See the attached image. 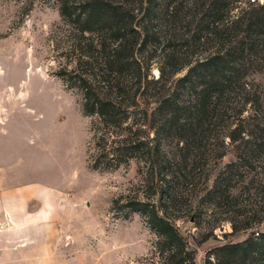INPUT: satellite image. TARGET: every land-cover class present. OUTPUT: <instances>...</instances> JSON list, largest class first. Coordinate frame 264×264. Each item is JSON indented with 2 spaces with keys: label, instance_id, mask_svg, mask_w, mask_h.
I'll return each mask as SVG.
<instances>
[{
  "label": "trees",
  "instance_id": "16d2710c",
  "mask_svg": "<svg viewBox=\"0 0 264 264\" xmlns=\"http://www.w3.org/2000/svg\"><path fill=\"white\" fill-rule=\"evenodd\" d=\"M58 4L71 42L69 63L55 75L78 92L81 112L90 117L89 166L111 170L136 158L149 172L148 197L126 204L156 233L139 264H264L262 229L208 249L198 262L170 211L202 192L227 207L232 232L264 219V88L251 77L264 70V0ZM229 147L235 159L207 185L210 162ZM248 173L245 213L234 190Z\"/></svg>",
  "mask_w": 264,
  "mask_h": 264
},
{
  "label": "rangeland",
  "instance_id": "374dc122",
  "mask_svg": "<svg viewBox=\"0 0 264 264\" xmlns=\"http://www.w3.org/2000/svg\"><path fill=\"white\" fill-rule=\"evenodd\" d=\"M69 33L58 0H0V79L13 82L8 87L14 110L11 126L21 134L14 146L29 154L36 151L40 176L54 177L59 189L75 196L73 204L30 230L20 251L24 260L0 264H139L150 255L156 233L141 213L126 204L128 199L148 197L149 172L141 171L146 167L136 158L111 170L89 166L90 117L81 112L78 92L67 89L55 75L61 64L69 63V55H64L71 42ZM157 72L154 65L153 75ZM251 77L264 88V70ZM4 89L0 85V95ZM233 159L235 150L229 147L217 163L210 162L207 185L219 167ZM248 179L249 173L234 190L245 213H249ZM188 195L191 205L171 209V217L200 263L208 249L242 240L251 229L264 230L263 219L258 226L232 232L226 206H214L201 198L202 192ZM258 196L256 204L261 201Z\"/></svg>",
  "mask_w": 264,
  "mask_h": 264
},
{
  "label": "crops",
  "instance_id": "0c3cea01",
  "mask_svg": "<svg viewBox=\"0 0 264 264\" xmlns=\"http://www.w3.org/2000/svg\"><path fill=\"white\" fill-rule=\"evenodd\" d=\"M5 94L0 95V262L24 260L23 246L31 229L47 221L54 211L74 203L70 192L56 185L55 178L40 176L39 154L14 146L21 134L11 126L13 82L0 79ZM20 139V138H19ZM52 220V219H50ZM21 251V252H20ZM16 257V258H15Z\"/></svg>",
  "mask_w": 264,
  "mask_h": 264
}]
</instances>
